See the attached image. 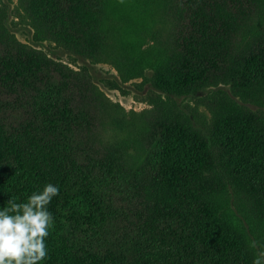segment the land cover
<instances>
[{
    "label": "trees",
    "instance_id": "1",
    "mask_svg": "<svg viewBox=\"0 0 264 264\" xmlns=\"http://www.w3.org/2000/svg\"><path fill=\"white\" fill-rule=\"evenodd\" d=\"M15 9L35 40L111 63L124 82L153 71L147 107L126 111L88 67L20 40L0 3V210L59 187L43 264H252L264 246V0Z\"/></svg>",
    "mask_w": 264,
    "mask_h": 264
},
{
    "label": "clouds",
    "instance_id": "2",
    "mask_svg": "<svg viewBox=\"0 0 264 264\" xmlns=\"http://www.w3.org/2000/svg\"><path fill=\"white\" fill-rule=\"evenodd\" d=\"M59 194V187L48 183L24 202L11 197L0 210V264H43L49 258L46 241L55 220L48 206ZM250 247L257 248V243L250 242ZM252 264H264V246Z\"/></svg>",
    "mask_w": 264,
    "mask_h": 264
},
{
    "label": "rangeland",
    "instance_id": "3",
    "mask_svg": "<svg viewBox=\"0 0 264 264\" xmlns=\"http://www.w3.org/2000/svg\"><path fill=\"white\" fill-rule=\"evenodd\" d=\"M3 2L6 3L9 8L7 26L16 34V36L20 40L32 44L35 47L44 49L53 58L57 60H63L72 67H88L91 70L95 81L103 88L107 96L112 101L120 103L126 111H140L147 107L148 104L142 101L141 97L143 96V92L147 91L150 87L153 86L152 70H148L147 72H145V76H141L139 78H134L130 81L124 82L121 80L118 70L111 63L104 61L96 62L90 59H86L83 56L73 52L72 50L60 46L54 41L35 40L33 36V28L21 18L20 20H17V17L15 16V8L18 6L19 0H0V3ZM143 78H145L146 80L143 81ZM106 129H111V127L108 125ZM111 139L112 141L115 140L116 136L112 137ZM120 147L121 145L117 149L119 157L132 155L130 152L123 154L122 151H125V149ZM131 151H134L133 147L131 148ZM257 238L259 239V241H261L259 236H257Z\"/></svg>",
    "mask_w": 264,
    "mask_h": 264
}]
</instances>
